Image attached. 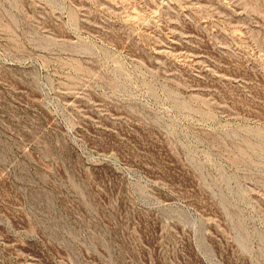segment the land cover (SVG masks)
<instances>
[{"label":"rangeland","instance_id":"rangeland-1","mask_svg":"<svg viewBox=\"0 0 264 264\" xmlns=\"http://www.w3.org/2000/svg\"><path fill=\"white\" fill-rule=\"evenodd\" d=\"M0 264H264V0H0Z\"/></svg>","mask_w":264,"mask_h":264}]
</instances>
